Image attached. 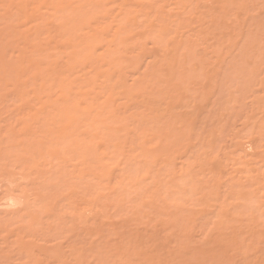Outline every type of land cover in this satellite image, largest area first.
<instances>
[{
  "label": "rangeland",
  "instance_id": "374dc122",
  "mask_svg": "<svg viewBox=\"0 0 264 264\" xmlns=\"http://www.w3.org/2000/svg\"><path fill=\"white\" fill-rule=\"evenodd\" d=\"M0 264H264V0H0Z\"/></svg>",
  "mask_w": 264,
  "mask_h": 264
}]
</instances>
